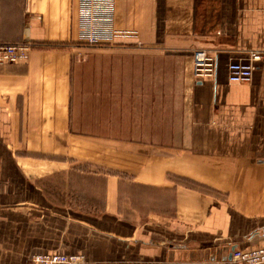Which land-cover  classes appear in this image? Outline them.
I'll return each instance as SVG.
<instances>
[{
    "label": "crops",
    "instance_id": "1",
    "mask_svg": "<svg viewBox=\"0 0 264 264\" xmlns=\"http://www.w3.org/2000/svg\"><path fill=\"white\" fill-rule=\"evenodd\" d=\"M88 14L0 0V44L32 42L0 63V264H240L264 246V0H113V44L82 41Z\"/></svg>",
    "mask_w": 264,
    "mask_h": 264
},
{
    "label": "built area",
    "instance_id": "2",
    "mask_svg": "<svg viewBox=\"0 0 264 264\" xmlns=\"http://www.w3.org/2000/svg\"><path fill=\"white\" fill-rule=\"evenodd\" d=\"M88 20L80 24L81 39L89 45L113 44L118 36L126 37L128 32L112 28L111 17L107 14L112 8L113 0H86ZM32 42L28 39L18 43L0 44V63H25L29 59ZM260 53L252 54V61L261 60ZM192 76L194 79L215 77L217 74V54L197 50L192 59ZM252 64L234 63L229 67V80L234 83H249L254 70ZM232 257L240 264H264V246L236 249ZM81 255L60 253H37L32 256L34 264H74L81 262Z\"/></svg>",
    "mask_w": 264,
    "mask_h": 264
}]
</instances>
